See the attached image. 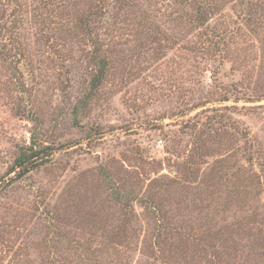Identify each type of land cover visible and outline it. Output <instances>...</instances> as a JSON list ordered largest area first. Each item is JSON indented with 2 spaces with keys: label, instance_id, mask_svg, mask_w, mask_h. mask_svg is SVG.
Here are the masks:
<instances>
[{
  "label": "rangeland",
  "instance_id": "1",
  "mask_svg": "<svg viewBox=\"0 0 264 264\" xmlns=\"http://www.w3.org/2000/svg\"><path fill=\"white\" fill-rule=\"evenodd\" d=\"M0 264H264V0H0Z\"/></svg>",
  "mask_w": 264,
  "mask_h": 264
},
{
  "label": "trees",
  "instance_id": "2",
  "mask_svg": "<svg viewBox=\"0 0 264 264\" xmlns=\"http://www.w3.org/2000/svg\"><path fill=\"white\" fill-rule=\"evenodd\" d=\"M92 61L94 65L98 68L97 73L91 80V88L94 89L97 86H99L100 82L103 79V76L105 74L106 64L105 61L98 56L97 52L93 55ZM50 149L51 148H49V146L37 144V142L32 138L30 145L20 150V153L16 157L11 171L13 172L16 171L17 177H23L27 175L29 172L33 171L34 169H36L37 167L43 164L42 162L45 160V157H49V155L51 154ZM127 198L122 197V199L124 200H126ZM127 206L129 205L123 204L124 212H126ZM123 223L124 220L122 224ZM118 228L120 232L123 231V228L121 226H119ZM117 237L120 238V236Z\"/></svg>",
  "mask_w": 264,
  "mask_h": 264
}]
</instances>
